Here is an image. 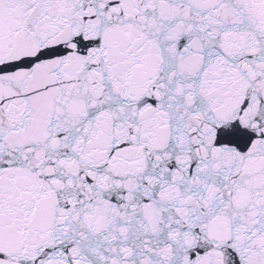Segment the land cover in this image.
<instances>
[{"label": "snow or ice", "instance_id": "6c2138e0", "mask_svg": "<svg viewBox=\"0 0 264 264\" xmlns=\"http://www.w3.org/2000/svg\"><path fill=\"white\" fill-rule=\"evenodd\" d=\"M0 264H264V0H0Z\"/></svg>", "mask_w": 264, "mask_h": 264}]
</instances>
